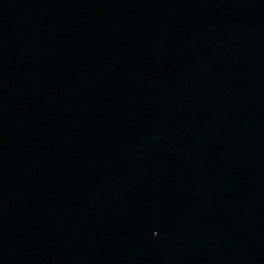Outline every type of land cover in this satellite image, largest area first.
Wrapping results in <instances>:
<instances>
[{
	"label": "water",
	"instance_id": "1",
	"mask_svg": "<svg viewBox=\"0 0 264 264\" xmlns=\"http://www.w3.org/2000/svg\"><path fill=\"white\" fill-rule=\"evenodd\" d=\"M0 264H264V0H0Z\"/></svg>",
	"mask_w": 264,
	"mask_h": 264
}]
</instances>
